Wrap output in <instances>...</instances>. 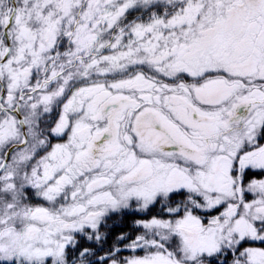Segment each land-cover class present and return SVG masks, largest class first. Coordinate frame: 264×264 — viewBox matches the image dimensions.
<instances>
[{"label":"snow or ice","instance_id":"6c2138e0","mask_svg":"<svg viewBox=\"0 0 264 264\" xmlns=\"http://www.w3.org/2000/svg\"><path fill=\"white\" fill-rule=\"evenodd\" d=\"M0 264H264V0H0Z\"/></svg>","mask_w":264,"mask_h":264}]
</instances>
